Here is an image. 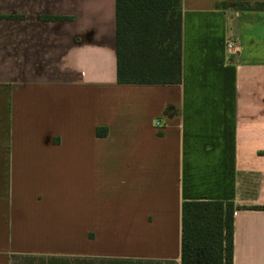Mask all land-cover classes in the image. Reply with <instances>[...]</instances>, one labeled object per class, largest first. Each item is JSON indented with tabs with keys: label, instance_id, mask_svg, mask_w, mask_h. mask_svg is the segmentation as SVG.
Instances as JSON below:
<instances>
[{
	"label": "crops",
	"instance_id": "crops-1",
	"mask_svg": "<svg viewBox=\"0 0 264 264\" xmlns=\"http://www.w3.org/2000/svg\"><path fill=\"white\" fill-rule=\"evenodd\" d=\"M241 3L264 0H181L162 86L117 83L116 0H0V264H181L202 199L237 208L233 264H264V10Z\"/></svg>",
	"mask_w": 264,
	"mask_h": 264
},
{
	"label": "trees",
	"instance_id": "trees-1",
	"mask_svg": "<svg viewBox=\"0 0 264 264\" xmlns=\"http://www.w3.org/2000/svg\"><path fill=\"white\" fill-rule=\"evenodd\" d=\"M236 6L264 10V3ZM181 37V0H116L117 83H179ZM107 132L97 130L101 137ZM236 209L233 202L184 201L181 264H233Z\"/></svg>",
	"mask_w": 264,
	"mask_h": 264
},
{
	"label": "built area",
	"instance_id": "built-area-1",
	"mask_svg": "<svg viewBox=\"0 0 264 264\" xmlns=\"http://www.w3.org/2000/svg\"><path fill=\"white\" fill-rule=\"evenodd\" d=\"M229 49L231 50V52L235 53L238 51V45L237 43L233 42V43H230L229 45ZM160 123H157V126H159Z\"/></svg>",
	"mask_w": 264,
	"mask_h": 264
}]
</instances>
